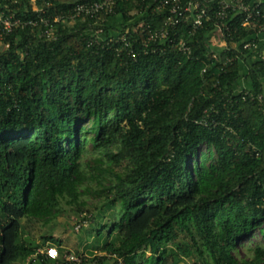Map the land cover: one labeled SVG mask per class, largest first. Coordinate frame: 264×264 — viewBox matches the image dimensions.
<instances>
[{"label": "trees", "instance_id": "trees-1", "mask_svg": "<svg viewBox=\"0 0 264 264\" xmlns=\"http://www.w3.org/2000/svg\"><path fill=\"white\" fill-rule=\"evenodd\" d=\"M85 1L0 0V13L36 17L37 6L58 14ZM245 1H259L264 22V0ZM134 10L121 3L105 37L134 29ZM217 10L214 0L189 56L144 54L136 43L135 60L115 40L89 44L94 32L82 21L56 23L52 39L40 36L43 26L8 34L9 46H0V264H69L63 239L48 232L37 241L25 221L47 225L62 199L79 203L88 144L111 163L124 154L131 164L105 187L120 216L98 248L117 243L116 264H180L195 254L196 264H264V235L244 242L264 227V43L243 49L255 30L241 26L242 13L224 23ZM151 19L157 28L163 14ZM219 24L231 49L216 48V59L207 41ZM227 57L234 60L224 66ZM108 170L95 168L90 179ZM104 231L96 229L98 240ZM47 243L58 259L40 252Z\"/></svg>", "mask_w": 264, "mask_h": 264}, {"label": "built area", "instance_id": "built-area-1", "mask_svg": "<svg viewBox=\"0 0 264 264\" xmlns=\"http://www.w3.org/2000/svg\"><path fill=\"white\" fill-rule=\"evenodd\" d=\"M214 0H88L80 2L68 8L67 11L58 14H47L42 12L37 6L34 8L38 12L36 17H18L15 13H0V46L7 48L9 45L3 43L11 32L18 29L35 28L43 26L41 37L48 39L55 38V24L60 22L76 23L77 21L87 22L89 32H94V36L88 39L89 44L105 43L106 38L116 41L121 46L117 51H127L128 55L137 59L139 51L134 45L141 46L144 54L167 53L168 51L180 52L186 55L193 54V46L190 43L192 36L206 27V22L210 20L209 5ZM123 2L132 3L135 10L131 12L136 15L137 25L134 29L124 28L115 30L112 35H106L105 25L110 22V17L115 13L116 8ZM260 3H247L245 0H218L217 18L225 23V20L232 12L242 13L241 26L246 29L255 30L256 39L243 44V49L259 48L261 35L264 33V22ZM163 14V19L159 27L154 28L151 24V17ZM262 21V22H261ZM257 23V24H255ZM257 26L258 28H256ZM218 39L220 46H211V39L207 41L213 57L219 59V52L216 48L224 52L230 51V46L225 40V28L227 24L217 25ZM184 30V31H183ZM187 32H186V31ZM108 33V32H107ZM110 33V32H109ZM259 38V39H257ZM258 40V41H257ZM107 43V42H106ZM264 59V49L260 53ZM234 58L227 57L223 61L224 66L232 63ZM81 225H77L75 230L79 231ZM47 258L56 260L59 258V250L56 246H47L40 250ZM69 264H81L80 256L70 254L66 257Z\"/></svg>", "mask_w": 264, "mask_h": 264}, {"label": "rangeland", "instance_id": "rangeland-1", "mask_svg": "<svg viewBox=\"0 0 264 264\" xmlns=\"http://www.w3.org/2000/svg\"><path fill=\"white\" fill-rule=\"evenodd\" d=\"M75 23H70L74 25ZM211 46H220L218 39V32H214L211 36ZM255 58V57H254ZM245 83V81H244ZM113 154L120 153L121 148L119 142L114 145ZM205 150V149H204ZM121 158L118 161L110 162L107 156L102 157L98 152L94 151L91 144L87 146V152L83 155L82 164L85 171L86 181L81 187V196L79 203H69L68 199L61 200L60 214L51 223L44 225L38 221H25V233L31 238H36L40 241L41 237L48 232L54 236L63 239L64 247L66 248V256L75 254L80 256L85 261L81 264H116L114 258H110L113 247L117 244L111 239L108 240L107 247L110 251L101 249L102 242L107 240L109 235V225L119 218L120 204L117 208L111 209L107 207V194L105 187L110 186L115 180V174L118 172H126L129 168L130 161L125 158L124 154H120ZM99 159H103L99 161ZM111 168L112 171H107L105 177L101 181L97 179H90V176L95 173V168ZM84 224L79 231L75 228L77 225ZM106 224V231H104L101 238L98 240L96 229L101 225ZM108 229V230H107ZM264 235L263 231H258L252 239H245L247 244H257L262 241ZM97 240L99 242H97ZM50 243L45 244L47 246ZM43 246V247H45ZM95 246V247H94ZM98 248V249H97ZM240 256L243 257L244 249L241 248ZM110 252V253H108ZM108 254V255H107ZM113 254V253H112ZM107 256L103 263L96 262L95 257ZM152 258V253L148 250L145 254L144 262ZM199 262V256L194 255L191 258H186L180 264H196ZM26 261H19L16 264H25ZM146 264V263H145Z\"/></svg>", "mask_w": 264, "mask_h": 264}, {"label": "crops", "instance_id": "crops-1", "mask_svg": "<svg viewBox=\"0 0 264 264\" xmlns=\"http://www.w3.org/2000/svg\"><path fill=\"white\" fill-rule=\"evenodd\" d=\"M261 42L264 43V33L261 35Z\"/></svg>", "mask_w": 264, "mask_h": 264}]
</instances>
